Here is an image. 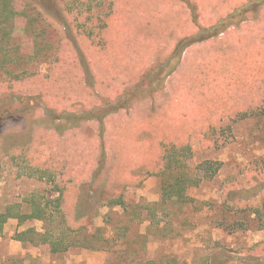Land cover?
I'll return each mask as SVG.
<instances>
[{
  "label": "rangeland",
  "instance_id": "374dc122",
  "mask_svg": "<svg viewBox=\"0 0 264 264\" xmlns=\"http://www.w3.org/2000/svg\"><path fill=\"white\" fill-rule=\"evenodd\" d=\"M15 5L0 56L20 73L0 79V103L18 108L0 127V212L44 213L7 219L0 264H208L220 253L264 264V0ZM157 69L173 70L151 81ZM236 110L250 114L231 122ZM74 111L112 112L72 128ZM164 145L189 147L176 155L185 201L162 197ZM117 197L124 205L107 204ZM29 227L68 246L20 240Z\"/></svg>",
  "mask_w": 264,
  "mask_h": 264
},
{
  "label": "trees",
  "instance_id": "16d2710c",
  "mask_svg": "<svg viewBox=\"0 0 264 264\" xmlns=\"http://www.w3.org/2000/svg\"><path fill=\"white\" fill-rule=\"evenodd\" d=\"M20 10L17 9L15 5V0H0V56L1 52H5L4 47L7 46L6 39L8 35L11 33L12 27L15 24L16 19L21 15ZM243 20V19H242ZM10 30V32H9ZM222 31V30H221ZM7 49V47H5ZM183 49L176 51L175 55L177 56L178 54H181ZM5 62L3 61V58L0 57V70L3 68V73H0V79L3 78L4 76H19L20 73L13 72L9 68H7L4 64ZM173 69H168L167 72L161 71L160 69L156 71V73L151 74L149 77L151 81H157L160 82L167 76H169L170 72ZM14 105V104H13ZM12 105V106H13ZM18 108L11 110L7 106L3 105L0 103V127H2L5 121L10 120L11 118L8 117L9 113L8 111H17ZM258 110V111H257ZM22 111V110H20ZM257 113H264L263 106H259L257 109L254 110ZM252 111V112H254ZM23 112V111H22ZM112 111H100L99 113V119H102L104 116ZM93 114V113H92ZM249 111H244V110H236L233 111L232 114H229V120L231 122H235L238 119H241L245 116H248ZM13 115V114H12ZM11 115V116H12ZM87 116H90L87 114ZM79 118L81 115L78 116ZM86 118V117H82ZM87 118H92L87 117ZM220 120V119H219ZM71 122H75V120H72ZM212 125V124H210ZM214 125H212V128ZM214 129H216L214 127ZM213 131V130H212ZM188 145H181L179 147L174 146V145H164L163 146V154H164V162L162 165L161 173L162 176L166 173L171 175V178H169V181H165L163 184V193L162 197L165 199L168 196H174L177 200L185 201L187 197L184 195V187L186 184L189 182V175L185 169H180V166H182L181 159L176 156L177 154H183L184 150L189 148L187 147ZM212 162L210 161H205L201 164V166L204 168V170H209L211 169ZM183 167L186 168L185 163H183ZM216 170V168H214ZM206 172V171H205ZM215 172V171H214ZM214 172L211 171L209 175L211 176ZM207 173H205L206 175ZM175 177H172V176ZM56 206L59 207L60 200L59 197L56 198ZM107 204H119V205H124V201L122 197H117L113 198L107 201ZM43 209L39 208L37 205H34L33 210L29 213H13L11 209H7L4 212H0V234L3 230L4 223L7 221L9 217H17L20 221H24L30 218H43ZM29 236L30 241L34 244H39V243H46L50 246L51 251H58L61 250L62 248H66L68 245L64 244V240L61 236L62 234H58V237H54L55 234L52 232H39L36 231L34 228L29 227L28 229L21 231L18 233V237L20 240H24V236ZM235 260L233 257L229 256L228 254L226 255L225 253H220L217 255H213L209 258L208 264H234ZM255 264H261V263H255Z\"/></svg>",
  "mask_w": 264,
  "mask_h": 264
},
{
  "label": "crops",
  "instance_id": "0c3cea01",
  "mask_svg": "<svg viewBox=\"0 0 264 264\" xmlns=\"http://www.w3.org/2000/svg\"><path fill=\"white\" fill-rule=\"evenodd\" d=\"M75 112V113H74ZM73 113H68V112H66L65 113V118H68V119H72V118H74L75 117V122H71L70 123V125H72V123H73V127L72 128H79L80 127V125L83 123V122H89V121H92V119L94 118V117H96L97 119V121H99V122H101L100 121V119H99V113L98 114H91L90 116H87V114H84V113H79V114H81V117L79 118L78 116H79V114H78V112L79 111H74ZM89 115V114H88ZM92 116V118L91 119H89V118H87V117H91ZM82 117H86V118H82ZM40 118V122L41 123H43V124H46V123H48L46 120H44L42 117H39ZM36 119V118H35ZM33 120H34V118H33ZM50 125H51V123H49ZM19 213H22V212H19ZM12 217H14V216H12ZM17 218V217H16ZM18 219V218H17ZM19 220V219H18ZM20 221V220H19ZM25 221V220H24ZM23 222V221H22Z\"/></svg>",
  "mask_w": 264,
  "mask_h": 264
}]
</instances>
